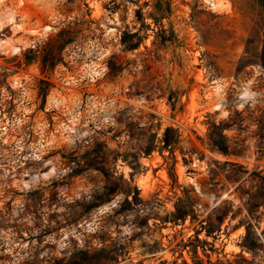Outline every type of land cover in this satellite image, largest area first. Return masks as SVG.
I'll use <instances>...</instances> for the list:
<instances>
[{
    "label": "rangeland",
    "instance_id": "obj_1",
    "mask_svg": "<svg viewBox=\"0 0 264 264\" xmlns=\"http://www.w3.org/2000/svg\"><path fill=\"white\" fill-rule=\"evenodd\" d=\"M7 120L0 264H264V0H0Z\"/></svg>",
    "mask_w": 264,
    "mask_h": 264
},
{
    "label": "built area",
    "instance_id": "obj_2",
    "mask_svg": "<svg viewBox=\"0 0 264 264\" xmlns=\"http://www.w3.org/2000/svg\"><path fill=\"white\" fill-rule=\"evenodd\" d=\"M9 127H10V122H9V120H7L6 122H2V123L0 124V129H1V131H2L3 133H7L8 130H9Z\"/></svg>",
    "mask_w": 264,
    "mask_h": 264
},
{
    "label": "bare ground",
    "instance_id": "obj_3",
    "mask_svg": "<svg viewBox=\"0 0 264 264\" xmlns=\"http://www.w3.org/2000/svg\"><path fill=\"white\" fill-rule=\"evenodd\" d=\"M51 172H52V170H50ZM45 174H48V172L47 173H45ZM4 201H1V203H3Z\"/></svg>",
    "mask_w": 264,
    "mask_h": 264
},
{
    "label": "trees",
    "instance_id": "obj_4",
    "mask_svg": "<svg viewBox=\"0 0 264 264\" xmlns=\"http://www.w3.org/2000/svg\"><path fill=\"white\" fill-rule=\"evenodd\" d=\"M167 132H169V129L167 130Z\"/></svg>",
    "mask_w": 264,
    "mask_h": 264
}]
</instances>
